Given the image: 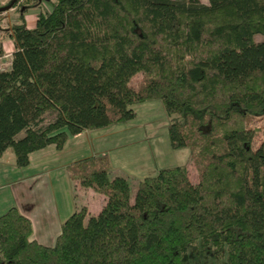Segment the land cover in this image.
Returning <instances> with one entry per match:
<instances>
[{"label":"trees","instance_id":"trees-1","mask_svg":"<svg viewBox=\"0 0 264 264\" xmlns=\"http://www.w3.org/2000/svg\"><path fill=\"white\" fill-rule=\"evenodd\" d=\"M35 25L11 31L0 71V157L64 148L84 131L125 124L159 101L174 117L170 147L187 166L139 180L111 178L107 155L67 167L104 209L74 211L52 246L31 239L15 207L0 215V264H264V129L254 150L249 115L264 114V0H11ZM10 3V4H11ZM142 79L134 82L136 75ZM52 116L46 121L47 116Z\"/></svg>","mask_w":264,"mask_h":264},{"label":"rangeland","instance_id":"rangeland-1","mask_svg":"<svg viewBox=\"0 0 264 264\" xmlns=\"http://www.w3.org/2000/svg\"><path fill=\"white\" fill-rule=\"evenodd\" d=\"M10 1L11 0H0V8L9 7ZM20 4L17 7H13L12 5L10 9L8 8L0 12V71L7 70L10 67L11 55L14 50L13 41L10 37L12 28L22 23L28 28H32L35 25L39 13L49 12L51 10L48 2L43 1L40 6L32 7L23 14ZM255 40L257 42L263 41L264 35H256ZM140 79H142V76L139 74L133 78V81L136 82ZM132 108L136 113V118L134 120L117 126H109L101 130L88 131L83 136L85 138L89 135V137L91 136L93 138V141H90V137L89 140L81 146H73V142H71L62 152L55 151L59 163L57 162L52 169L56 170V173L42 174V176L37 179L34 177L32 181L35 183L36 188L33 190V197L30 200H24L27 204L22 203L20 207H27L30 201L36 204L35 206L39 205L38 208H40V210H44L41 208L40 204L46 201L47 206L44 211L48 212L50 206L52 207V213L49 211L50 216H47L46 219H49L52 223L56 221H65L74 211H81L85 208L82 203L92 199L90 195H88V193L84 194L76 191V197H74L73 200V198L71 199V196H69L68 188L65 185L62 187L61 183L66 174L67 167L72 162L92 155L93 151H100V146L106 147L105 151H107V155L110 156L111 165L114 170L111 172V178L122 176L128 180L131 188L132 200L135 196L139 180L144 177L155 176L159 171L158 169L185 165L189 170L191 181L194 184L197 183V172L189 162L188 150L183 149L176 151L170 147L167 128L169 124L174 121V117H169L165 113L161 102L156 100L138 104ZM51 119L52 116L48 115L46 121H50ZM246 123L248 128L255 130V137L251 144L252 149L255 150L262 140L264 114L249 115ZM94 138L97 139L94 140ZM49 152L50 149H47L46 153ZM22 173L24 172L19 171L14 174H9V177L3 182H0V200L5 197L9 198L14 189H11L8 185L13 181L23 179ZM90 191L91 194H93L92 196H101L97 193H92L94 192L92 190ZM44 196L47 197V199H44ZM14 200H16V198H14ZM95 203L98 205V201ZM97 205L94 209L99 207ZM105 205L106 201L103 208H99L100 210L95 212V215L99 214L104 209ZM85 206L90 207V202H86ZM53 209H56L55 212H57V214H54ZM42 243L52 246L55 242L54 240H49ZM185 260L187 264H224L223 259H217L213 256H202L197 260L195 257L193 258V255L189 254Z\"/></svg>","mask_w":264,"mask_h":264},{"label":"crops","instance_id":"crops-1","mask_svg":"<svg viewBox=\"0 0 264 264\" xmlns=\"http://www.w3.org/2000/svg\"><path fill=\"white\" fill-rule=\"evenodd\" d=\"M87 132L88 131H84L83 133L77 136L70 137L67 140L62 150H64L65 147L71 142H73V146L83 145L91 137V136L89 137L88 135L87 137L84 138L83 135ZM92 139L93 138L91 137L90 141ZM96 139L97 138H94V140ZM47 149H50L49 153H46ZM62 150L58 151L55 149L53 145H51V146L46 147L45 149L31 153L29 156L30 163L25 168H18L15 165L13 154L9 151L5 152L3 156L0 157V182H3L7 177H9V174H14L19 171L24 172L22 173L23 179H20L18 181H13L12 183L8 185V187H10L11 189H14V191L9 196V198L5 197L2 200H0V204H1L0 205V215L6 212L8 209L15 207L22 215H24L30 220L32 224L31 239L38 242L41 245H45L42 242H47L49 240H54V242L56 241V238L60 233L61 225L64 223V221H56L55 223H52L50 222L49 219H48L49 221L46 219L47 216H50V212L52 213V207L50 205H49L50 208L48 207L50 212L44 211L46 210V206H47L46 201H43V203L40 204L41 208L44 210H40V208H38L39 205L35 206L36 204H33V202H30V201L28 202L29 205L27 207H20V204L22 203L27 204V202H25L24 200H30L33 197V190L34 188H36L35 183L32 181L34 177H36L37 179L38 177L42 176V174H47V173L51 174L53 172L56 173V170L52 169L56 165L57 162L59 163L58 161L59 159L56 157L57 155L56 152H62ZM105 150H106V147L100 146V151H97V152L93 151L92 155L90 156L107 155V151ZM109 161H110V166H111L110 171L112 172L114 170L111 165L110 156H109ZM162 166H166V165H162ZM64 185L68 188L69 196H71V199L73 198V200H74V197H76V194H75L76 191L78 193H84V194L88 193V195H90V198L92 199H90L89 201H86V202H90V207L85 206L86 202L82 203V205L86 208L88 214L95 215V212H98V210H100L99 208H103L104 203H105V198L103 196H100L101 198L97 196L96 197L92 196L93 194H91L90 189L82 188L77 183L71 181L68 177L67 170H66L64 179H62V183H61L62 187ZM92 193H95V192H92ZM14 198H16V200H14ZM45 198L47 199V197L44 196V199ZM95 200L98 201V205L97 203H95L96 202ZM96 205L99 207H97V209H94L96 208ZM53 210H54L53 211L54 214H57V212H55L56 209H53ZM45 246H51V245H45Z\"/></svg>","mask_w":264,"mask_h":264},{"label":"water","instance_id":"water-1","mask_svg":"<svg viewBox=\"0 0 264 264\" xmlns=\"http://www.w3.org/2000/svg\"><path fill=\"white\" fill-rule=\"evenodd\" d=\"M12 5H13V2L10 4L9 7H6V8H0V12H1V11H5V10H7L8 8L10 9V8L12 7Z\"/></svg>","mask_w":264,"mask_h":264}]
</instances>
